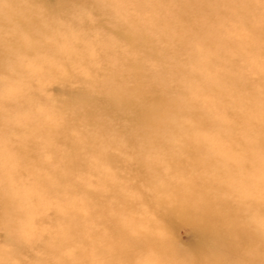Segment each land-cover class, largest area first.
Masks as SVG:
<instances>
[{"label":"clouds","instance_id":"1","mask_svg":"<svg viewBox=\"0 0 264 264\" xmlns=\"http://www.w3.org/2000/svg\"><path fill=\"white\" fill-rule=\"evenodd\" d=\"M0 264H264V0H0Z\"/></svg>","mask_w":264,"mask_h":264}]
</instances>
